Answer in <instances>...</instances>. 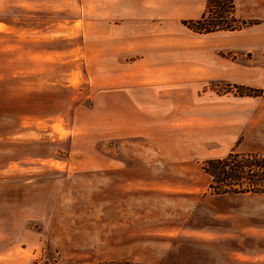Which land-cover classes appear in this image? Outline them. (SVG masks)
Segmentation results:
<instances>
[{
  "label": "rangeland",
  "instance_id": "374dc122",
  "mask_svg": "<svg viewBox=\"0 0 264 264\" xmlns=\"http://www.w3.org/2000/svg\"><path fill=\"white\" fill-rule=\"evenodd\" d=\"M234 2L199 34L207 0H0V264H264V194L202 170L264 152V0Z\"/></svg>",
  "mask_w": 264,
  "mask_h": 264
},
{
  "label": "trees",
  "instance_id": "16d2710c",
  "mask_svg": "<svg viewBox=\"0 0 264 264\" xmlns=\"http://www.w3.org/2000/svg\"><path fill=\"white\" fill-rule=\"evenodd\" d=\"M253 23L255 21H246L237 16L234 0H207L206 8L199 18L184 20L188 28L199 34L240 30ZM238 88L241 95L254 93L257 96L262 93L260 89L243 86ZM202 170L211 179L208 185L211 194L220 196L264 194V152L262 151L232 150L225 156L206 159L202 164Z\"/></svg>",
  "mask_w": 264,
  "mask_h": 264
},
{
  "label": "crops",
  "instance_id": "0c3cea01",
  "mask_svg": "<svg viewBox=\"0 0 264 264\" xmlns=\"http://www.w3.org/2000/svg\"><path fill=\"white\" fill-rule=\"evenodd\" d=\"M204 2H205V0H175V4L178 6L200 5V4H203ZM191 17H194V16H191Z\"/></svg>",
  "mask_w": 264,
  "mask_h": 264
}]
</instances>
